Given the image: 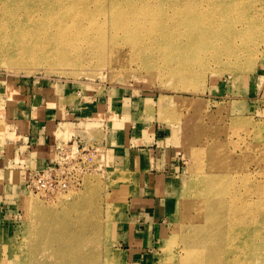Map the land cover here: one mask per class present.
I'll return each mask as SVG.
<instances>
[{"label": "rangeland", "instance_id": "rangeland-1", "mask_svg": "<svg viewBox=\"0 0 264 264\" xmlns=\"http://www.w3.org/2000/svg\"><path fill=\"white\" fill-rule=\"evenodd\" d=\"M74 1L78 7L93 11L115 5L170 14L171 6L190 0ZM191 1L208 5L241 0ZM243 1L247 5V0ZM255 1L263 9L258 14L262 16V27L257 33L235 39V45L242 43L245 51L236 50L242 55L239 59L223 57L217 61L213 53L209 56L203 52L199 60H194L191 51L176 50L165 56L144 43L135 46L143 56L122 51L111 62L106 51L90 47L85 40L78 47L95 55L73 54L67 45L75 41L73 34L51 26L27 29L28 35H22L28 40L0 39V123H6L12 108L26 111L31 103L34 108L47 110V119L56 123L53 143L76 136L86 151L84 174L79 185L68 193L52 196L25 189L10 199L8 223L0 225V264H34L32 250L46 246L60 222L86 235L84 251L88 258L92 254L96 257L95 264H105L113 255L117 264H140L131 256L126 241L127 228L133 226L128 189L135 191L136 177L126 167L116 165L108 152L115 138L124 145L126 133L146 139L159 133L163 140L154 149L164 152L159 159L167 155L172 160L176 177L168 191L172 208L158 230L161 237L152 239L155 233L148 237L141 264H181L182 240L187 231L191 232L189 221L182 219L181 203L195 174L188 153L192 148L188 140L191 130L204 128L229 150L236 148L239 159L247 154L248 159L264 165V0ZM204 10L210 17L215 14L213 9ZM217 14L222 23L230 18L225 12ZM229 15L234 12L231 10ZM108 17L94 16L109 29ZM109 38L106 33L107 46L112 45ZM116 46H122V42ZM96 54L105 58L100 61ZM30 95H38L39 103L30 100ZM34 116L41 119L37 112ZM260 170L257 180L262 181L264 171ZM261 194L260 202L264 201V188ZM43 251L47 253L45 248ZM249 263L264 264L258 260Z\"/></svg>", "mask_w": 264, "mask_h": 264}, {"label": "bare ground", "instance_id": "bare-ground-1", "mask_svg": "<svg viewBox=\"0 0 264 264\" xmlns=\"http://www.w3.org/2000/svg\"><path fill=\"white\" fill-rule=\"evenodd\" d=\"M76 3L74 0H0V39L28 40L22 35H28L27 29L51 26L73 34L75 41L67 45L78 56L95 55L78 47L85 40L90 47L106 51L111 62L122 51L143 56L135 46L144 43L165 56L174 50L191 51L192 58L199 60L207 52L213 55V60L220 61L223 57L239 59L242 55L238 52L245 51L242 43L235 45V39L257 33L262 27V16L258 14L263 9L255 0H247V5L243 0L208 5L190 0L171 6L172 14L147 7L115 5L108 10L93 11ZM204 9H213L214 16L210 17ZM231 10L234 15H229ZM218 12H225L230 18L222 23L224 20H220ZM106 15L110 16L109 29L94 18ZM106 33L112 45H106ZM120 41L122 46H116ZM96 58L102 61L105 57L96 54ZM214 135L201 127L188 134L192 147L188 153L195 174L181 203L182 219L189 221L187 228L191 232L184 235V257L179 261L181 264L264 262V201H259L264 180H257L258 168L264 171V165L248 159L247 154L239 159L236 148L229 150ZM60 224L46 246L32 250L34 264H95L96 257L92 254L88 258L87 250L84 251L86 235L71 230L66 223ZM105 261V264L118 262L115 255Z\"/></svg>", "mask_w": 264, "mask_h": 264}, {"label": "crops", "instance_id": "crops-1", "mask_svg": "<svg viewBox=\"0 0 264 264\" xmlns=\"http://www.w3.org/2000/svg\"><path fill=\"white\" fill-rule=\"evenodd\" d=\"M29 98L37 99L39 103L38 95H30ZM29 105L26 111L12 108L7 112L6 123H0L4 129L0 134V225L8 223L6 214L10 199L24 193L27 175L43 168L53 157L52 135L56 123L47 119L50 116L47 110L34 108L31 103ZM35 111L41 119L34 116ZM124 136V145L119 138H115L108 152L112 153V161L116 165L119 163L126 167L136 177L135 191L131 187L128 189V194H131L128 207L132 210L133 226L127 228L126 241L130 245L131 256L141 264L146 256L148 237L154 233L152 239L161 237L159 229L162 220L172 208V196L168 191L176 177L173 176L172 160H168L167 155L159 159L164 152L159 153L154 149L163 140L159 133L148 139L129 137L127 133ZM139 142L141 146L134 147L133 144Z\"/></svg>", "mask_w": 264, "mask_h": 264}, {"label": "built area", "instance_id": "built-area-1", "mask_svg": "<svg viewBox=\"0 0 264 264\" xmlns=\"http://www.w3.org/2000/svg\"><path fill=\"white\" fill-rule=\"evenodd\" d=\"M84 152L76 136L57 139L53 145V157L43 168L31 171L26 189L43 195H62L79 185L84 174ZM96 152V150H90Z\"/></svg>", "mask_w": 264, "mask_h": 264}]
</instances>
